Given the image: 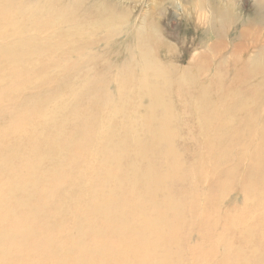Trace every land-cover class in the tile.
<instances>
[{
  "label": "bare ground",
  "instance_id": "obj_1",
  "mask_svg": "<svg viewBox=\"0 0 264 264\" xmlns=\"http://www.w3.org/2000/svg\"><path fill=\"white\" fill-rule=\"evenodd\" d=\"M7 1L9 3L15 0H0V27L4 29L0 31V36L10 38V41L0 45V54H2L4 61L18 64L24 63L28 59H34L37 60L36 63H39L38 60L41 59L44 49L49 46L60 47L59 42L62 41L61 34H63L66 40H69L71 54L75 55V58H70L69 62L64 65L65 70L69 71L67 78L71 82L84 81L85 83L80 85L82 91L74 88V92H79L74 93L73 97L71 96L65 102L57 105L54 100L48 98L45 94V91L50 88L42 86L41 89L36 88L33 82L32 85L35 87H24L22 91V109L18 118V120L20 119V128L15 132L20 139L23 127L24 133L28 136L31 135L33 141L31 143L32 149L28 150L25 147L22 149L21 153L25 151L22 158L32 157L38 159L37 164L40 165L57 163L59 170L54 171L47 178H45V175L43 176V183L46 184L47 182L49 184L47 190L42 193L44 197L40 196L44 200L43 203L39 200L37 205L30 207V198L27 197V199H19L17 201L18 205L28 208L36 214L44 208L43 206L49 204L58 210H66L70 214L73 210L72 204H81L86 197L85 213H91L85 216L84 219L79 214L76 217L77 221L73 224H79L80 228L76 231L73 229V231L76 232L77 237L79 236V243L72 247L60 251L59 246L62 241L55 236L47 235L43 241L39 238L43 243L46 241L49 246L55 244L57 247L56 250L53 248L55 252L53 250L52 253L54 254L48 252L46 257L53 258L63 252L72 253L74 250H78L77 255L80 256L75 259V263L68 261L66 263L84 264L85 256L90 254L106 256L112 252L111 249H117L109 247L108 241L104 240L105 236L119 238V236L128 233L136 235L137 238L126 241V245L116 251L120 257H127L126 259L132 257L134 264H153V254L156 253L154 257L161 258L163 264H184L186 260L184 255L187 252L186 250L189 249H185L183 244L182 221L188 218L192 220L194 217L197 219L203 217L204 224L207 221L209 222L204 225L205 227L200 226L205 234L215 235V230L211 227L212 221H215L217 225H214L216 227L221 226V232L230 229V235L221 238L222 241L219 239L220 243L226 248L223 251L224 256H222V259L217 261V255H214L217 251V242L215 244L212 241L211 244H213L204 251L208 256H204L200 260L207 259L213 262L212 260L215 257V259L217 258L215 264H242L243 261L250 262V260L253 263L248 264H264V155L257 159L253 156L250 158L248 154V152L250 153L249 149L256 151L255 155L264 152V42L255 46L253 54L246 60L238 51L232 50L228 54V51L224 48L227 43L236 45L244 38L257 40L262 37L264 34V0H255L254 12L249 14L248 17L239 16L227 4H217L214 0H195L194 7L191 10L194 9L196 13H199L198 19L201 20V9H204L211 14L213 20L210 27H205V29L201 27L204 32L198 33V38L203 41L205 37L210 35V37H215V41L211 44L210 41L207 49L201 51L185 68L176 66L175 62L166 63L158 56L161 50L170 49L171 40L165 37L164 34L162 35L152 11L146 12L140 17L141 22L133 25L128 23L133 16V14L131 16V10H128L130 7H124L120 2L112 4V0H16L18 6L21 7L15 11L18 12L17 15H13V10H9ZM162 4L160 2L158 6L163 8ZM191 14H193V11ZM193 16L190 15V17ZM53 28H56V30L53 31ZM120 34L127 41V45L123 46L122 44V47L120 45L125 51L124 58L121 57V54L115 55L119 60L122 58L120 64H111L110 58L101 59L100 52L104 51L102 48H113L115 43L122 42L114 40L109 43L111 37ZM260 41H264V39ZM81 47H84V51ZM97 48L98 51H91L92 49L97 50ZM67 50L69 49L67 48ZM65 52L68 51L65 50ZM217 55L221 56L220 60L215 59ZM51 58V62L46 59L41 62L42 65L35 66V68L42 69L37 73V77L42 74L45 77L47 72L52 68L55 69V67L60 70L58 65L63 64L62 62V64L59 63L63 58V54L60 52L54 53ZM52 62L54 67L50 65ZM109 70H114L115 74L110 77L107 76ZM22 72L24 73H22L23 76H30L27 71ZM91 72L95 74L98 72V74L92 76ZM11 74L10 77L15 79V74ZM61 75L62 73L57 75L60 78L59 80L67 79L63 75L60 77ZM5 77L6 75L3 76V78ZM194 79L205 82L199 93L193 95L195 97H182L183 93L181 92L179 98H177V95L176 98L175 96L172 99L165 98L163 92L172 89L177 94L178 90L188 87ZM136 90L139 92V101L128 111L125 105L126 101L136 98ZM29 93L36 94L28 95ZM64 93H68V90ZM185 94L187 95V93ZM190 94L192 93L190 92ZM192 101L193 105L196 106V111H198L195 115L198 116L195 118L196 123H199V126L209 125V129L206 127H203L206 130L200 129L199 133L202 135L203 144L199 143L204 148H208L205 155L209 154L213 160L211 163L209 162L208 166H204L206 156L201 153L198 154L197 162L201 164L198 165L199 169L201 168V174H204V172L205 175L211 174L205 179L210 182V191L216 193L214 197L217 198L213 199V203H211L214 208L206 202L207 205L198 209V212H196V207H199L197 206V199H190L188 202L180 200L183 199L181 196H179V199L178 197L172 199L174 196L171 197L172 193H170L171 189L173 192L176 184L186 183L188 180L183 167L184 155L178 154L175 145H177V139L180 135L186 132L188 125H185V122L189 123L187 120L192 118V111L189 112L188 108H185ZM229 102L236 103L237 111L241 115L239 120H237V112L227 106ZM25 104L28 105L27 108ZM130 105L131 103L128 104V106ZM49 106L51 110H46L45 108ZM78 106L83 107V109L81 111L77 110ZM231 106L234 107V105ZM259 109H261V113H259ZM157 111L161 112V115L158 116ZM81 120L89 121L92 126L86 129H78L77 123ZM193 129L195 128L193 127ZM190 132L189 130L188 134ZM232 135H236V137L232 138ZM186 136L184 138L181 135V142H189ZM25 139L27 138H22L23 142ZM234 139L239 141V144H234L235 146L238 145L237 147L234 146L237 151L238 148L243 150L249 145L244 155L245 159L250 158L249 165L247 167L243 165L242 169H235L237 177L235 171L228 174L227 172L232 165H235V168L239 167L240 162L237 167L236 163L230 167L226 163L231 161L228 159V154L230 155L232 152L230 149L233 142L230 144V140ZM27 144L30 143L27 142ZM11 146L6 154L18 152L24 145ZM160 147L165 148L169 158V160L167 159L169 165L167 169L155 165L154 152ZM56 153L57 155H55ZM194 155L193 157H196L197 154L194 152ZM161 157L163 156L161 155ZM242 159L241 155L240 160L242 161ZM146 160H149V165L145 172H142V176L139 172L140 177H138L136 166ZM171 160L174 162L173 167L169 164ZM4 161L1 159V169L4 168ZM219 161L225 162L224 166L227 165L226 169L223 170V174L222 169L219 167L220 164L218 165L219 169L216 165ZM12 163L14 162L12 161ZM125 166L129 169H126ZM35 169H39L37 165ZM63 169L71 171L70 174L75 173L77 175L76 179L66 181L65 175L60 172ZM30 172H32V169ZM36 172L33 171V173ZM217 174L224 176L219 179V176H216ZM30 175L28 173V177ZM37 175L39 174L37 173ZM238 176L241 177V181L237 180ZM38 179L40 178H33L31 182L27 183V188L30 186L35 187L40 182L37 181ZM16 180L17 183L14 180L12 181L18 184L19 189H26V187L20 185L19 179ZM237 182L239 183L236 185ZM13 183L11 186L15 187L16 184ZM227 187L228 194H236L234 193L236 191L238 198L233 201L237 206L236 212L234 213L235 210L232 212L233 221L226 225L231 215L218 202L228 196L226 193ZM57 188H60L61 191L64 190L66 193L65 202L67 203L54 198V190ZM124 191L129 194H126L127 196H132L134 199L120 198ZM36 195L38 198V194ZM63 196L60 197L63 198ZM158 196L161 197V201L158 200ZM60 197L57 195V198ZM150 205L154 207L155 212L158 214L156 218H152L148 214L147 208ZM225 208L227 209V207ZM203 210H206L204 216H202ZM7 211L9 212V206H7ZM19 213H22V216L26 215H23L21 211ZM56 213L61 212L56 211ZM136 214L145 216V224L138 225L132 221L133 216ZM170 214H174L175 217L171 215L172 219H169ZM40 216L42 217L41 214ZM59 218L56 219L55 224L59 222L57 226L62 224L60 221L63 219ZM99 218L104 221V224L107 223V227L115 224H118V226L108 231L104 226L97 223L96 220ZM7 221L3 217V222ZM46 221L49 224L51 220L46 219ZM54 221L52 220V224ZM48 224H44V227L47 228L52 225L51 223V225ZM66 225L68 224H62L59 229L64 230L63 228H66ZM39 227L43 226L39 224ZM69 227L67 231H69ZM30 228L32 227L30 226ZM76 228L78 227L76 226ZM167 228L170 231L166 233ZM192 228L188 229V232ZM236 230L243 233V236H233L237 232ZM53 231L52 229L47 232L51 233ZM69 234L72 236V233ZM244 235L246 236L244 237ZM97 236L101 237L102 241L96 247L88 246L84 242H94V238ZM65 239L68 241L67 238ZM65 239L64 241H66ZM166 242L168 244L172 243L166 247L164 246ZM47 243L44 244L47 245ZM196 247L194 246L193 252L196 251ZM195 253V256L198 253L201 254L198 251ZM139 254L143 257H140ZM42 256H45V254ZM66 257L69 258V261L73 259L69 256ZM51 261L53 260L51 259ZM87 264L94 263L88 262Z\"/></svg>",
  "mask_w": 264,
  "mask_h": 264
},
{
  "label": "rangeland",
  "instance_id": "obj_2",
  "mask_svg": "<svg viewBox=\"0 0 264 264\" xmlns=\"http://www.w3.org/2000/svg\"><path fill=\"white\" fill-rule=\"evenodd\" d=\"M194 1L195 0H119V1L118 0H115V1L112 0V2H113L112 4H114L116 2H120V3H122V6L127 7V8L130 7L128 10L129 11L131 10L130 11L131 16H132V14H133V16L131 17L132 20L129 21L128 23L133 24V25L140 23L141 22L140 17H142L146 12L152 11L153 17L155 18L157 25L159 26L160 30L162 31V35L164 34L165 37H167L168 39L171 40L169 45H170V49H172V50H170V49L161 50V53L159 52L158 56L161 57L160 59L166 63L175 62L176 66L185 68L189 65V62L191 60H193L199 53H201V51L206 50L207 47L213 41H215V37H213L212 35H211L212 37H210V35H208V37H205V40H203V41H201L198 38L199 34L204 32V30L201 28L204 26H202L200 18L198 19L199 13H196V10H194V9L191 10L194 7ZM214 1L217 4L222 3L221 5H223V4L230 5L232 10H234V12L241 17H248L249 14L254 12L255 4H256L255 0H214ZM160 2L163 3L162 4L163 8L162 7L160 8V6H158V3H160ZM6 3H7V7L9 8V10L10 11L13 10V15H17L18 12H15V11L19 10L20 6H18V3L16 2V0L14 2H9V3L7 1ZM192 11H193L194 16H193V14H191ZM190 15H192L193 17H190ZM197 26H198V28H197ZM204 29H205V27H204ZM3 30L4 29L0 27V31H3ZM52 30L54 31V30H56V28H53ZM95 36H97V35H95ZM61 38H62V41L59 42L60 47L56 48L53 46L52 47L49 46L47 49H44V51L42 52L43 55H42L41 59L38 60V61H40L39 63H36L37 60L35 61L34 59H28V60H25L24 63L21 62L18 64H16L15 62H13V63L5 62L3 57H2V54H0V185L2 186V187L0 186V193H1V196H0V264H6L7 262H8L7 264H11V263L12 264H41V263H43V261H44L43 264H51V263L52 264H63V263L71 264V263H66V262L68 261V262H74L75 263V259H78L80 256L79 254L77 255L78 250L77 251L74 250V252H72V253H64L63 252L62 254L64 257L62 256V254H60V255L58 254V255H55V257H53V258L52 257L47 258L46 255L48 254V252H49V254L52 253V251L54 250L53 248H55V250H56L57 247L55 244H50V246H49V243L44 241V243H47V245H46L42 241L45 240L44 238L47 235H52L53 237L55 236L58 240L62 241V244H60V246H59L60 251H63L64 249H66L68 247H72L76 243H79V241H78L79 236L78 237L76 236L77 234L75 231L79 230L80 225L78 224L79 225L78 226L75 224L78 227V228H76V226L73 223H76V221H77L76 217L78 216V214L82 215L83 219L85 218V216H88V214H91V213H85L86 197L84 199L85 202L83 201V203H81V204L80 203H73L72 204L73 210L69 209V210H71L70 214H68V212L66 210H58V209L52 207L53 205H49V204L47 206H43L44 208L35 214L34 212H32V210H30L28 208L21 207L17 203V201L19 199H27V197H29L30 202L33 203V204L30 203V207L32 205H37L39 200L42 201V203H43L44 200L41 199V197L43 198L44 195L42 193H43V191H46L47 188L49 187V184L47 182H46V184H45V182L43 183V181H44L43 176L45 175V178H47L48 175H50V174L52 175V173L54 171L59 170V166L57 163H46L47 165H45V164L40 165V164H37L38 159H33L32 157L31 158L30 157L22 158V154L25 153V151L23 153H21L22 149H24V147L28 150L32 149L31 143H33L32 136L26 135L24 133L25 130L23 129V127H22V132L20 133L21 134L20 139L15 132L17 129L20 128V119L18 120V118H19V114H20L21 109H22L21 98H22V91H23L24 87L27 88L29 86L31 88V87L36 86V88H40L42 86V87L50 88L49 90L45 91V94L47 95L48 98L54 100L55 104L57 105V104H60L62 102H65L67 99L71 98V96L73 97L74 93H78L79 91H82L81 90L82 87L80 85L85 84L84 81L71 82L67 78L69 71L65 70L64 65H66L69 62L70 58H75V55L71 54V51L69 48L70 44L68 42L69 40H66V38L64 37L63 34H61ZM111 38L112 39H109V43L113 42L114 40H118V41H122V42L115 43L113 48H107V49L102 48L104 51L100 52V57H101V59H105V60L107 58L108 59L110 58L109 61L111 62V64H116V63L120 64V60L122 58H124V52H125L124 49H122L121 47H122V44H123V46L125 44L127 45V41L124 38V36L121 34L120 35H114V37H111ZM262 39H264V34L262 35L261 38H259L257 40H251L249 38H244L243 40L239 41V43L236 45H230L227 43V45H225L224 48H225V50L228 51V54H230L232 50L238 51L240 53V55L243 58H245V60H246L249 58V56H251L253 54V50L255 49V46L264 42V41H260ZM8 41H10V38H8L6 36H3V37L0 36V45H3L4 43H6ZM209 42H210V44H209ZM120 45H121V47H120ZM67 48L69 50H67ZM81 48H83V51H84V47H81ZM65 50L68 52H65ZM99 50H101V49H99ZM91 51L96 52V51H98V48H97V50L92 49ZM59 52L63 54V58L59 61L60 64H62V63L63 64L58 65L59 66L58 68L60 70H58L57 67H55V69L52 68L51 70H49V72H47V75L45 76L47 79L43 76V74L41 76L37 77V75H38L37 73H39L42 69L39 67L35 68V66L42 65L41 62H44L46 59H49V61L51 62V60H52L51 56H53L54 53L56 54ZM207 52H208V50H207ZM109 53H110V55H109ZM166 53H168V54H166ZM116 54H118V55L121 54L122 58L119 60L118 57L115 56ZM169 54L171 57L169 56ZM162 56H164V57L162 58ZM97 57L100 58L99 56H97ZM115 57L117 58L116 60H115ZM215 59L220 60L221 56L217 55L215 57ZM25 64H27L28 67L25 66ZM50 65L54 67L53 62ZM22 71H24V72L27 71L30 76H28V77L23 76L24 73ZM1 72H2V74H1ZM19 72L22 76L19 74ZM11 73L15 74V79H14V77H10L12 75ZM58 73L59 74L62 73V75L64 77H66L67 79L66 80H62V79L59 80L60 78L57 76ZM64 73H67V74H64ZM91 74H92V76H97L96 74H98V72L96 74L94 72H91ZM113 74H115V71L109 70L107 76L110 77ZM5 75H6V77L3 78V76H5ZM62 75L60 77H62ZM51 78H54V79L52 80ZM55 79H56V81H55ZM5 80H7V81H5ZM261 80H262V78L260 79V81ZM33 82H34L35 86L32 85ZM197 82L198 83L200 82L201 84L200 83L198 84ZM204 83L205 82H201L200 79L192 80L188 87L183 88L185 93H187V95L184 93L183 89L178 90L176 87H175L176 90H178L177 94L172 89L169 91L167 90V91L163 92V94H164L165 98L172 99V97H174V96L176 98V95H177V98H179V96L181 97V92H182L183 93L182 97L187 96L189 98V97L193 96L194 94L197 95L199 93V91L201 90V88L204 86ZM50 85H51V87H50ZM60 88L63 90L61 91ZM74 88L80 89V90L77 92H74ZM64 90L66 92L68 90V93H64L65 92ZM190 92L192 94H190ZM173 93H174V95H173ZM33 94H36V93H29L28 95H33ZM138 94H139V92H138V90H136V98H133V100H131V101L130 100L126 101L125 105H126L128 111L136 102L139 101ZM168 94L170 96H166ZM193 97H195V96H193ZM170 101H172V100H170ZM129 103H131L130 106H128ZM235 104L236 103L229 102V103H227V106L230 109H234V111L237 112V114H238L237 120H239L241 118V115L238 113L237 108H236L237 105L235 106ZM231 105H234V107ZM25 106H26V108L28 107L27 104H25ZM79 106H81V105H79ZM79 106H78L77 110L81 111L83 109V107H79ZM186 107L188 108L189 112L192 111V118L193 119L190 118V120H187V122H189V123L185 122V125H188V127H190V129H188V127L186 126L187 127L186 132L182 133L181 135L184 138L187 135L188 137L186 136V138H188L189 142L188 143L181 142V140H180L181 135H180V137L177 139V145H175V148L177 147L176 149H178L177 150L178 154H180L181 156L184 155L183 167L185 169V175H187L186 177H188V180L186 181V183L176 184L173 188V192L171 189L170 193H172L171 197L174 196L172 199H176L177 197L179 199L180 198L179 196H181L183 198L180 200H182V201L184 200L187 202L190 201V199L191 200L197 199V206L200 207V208L196 207V209H197L196 212H198V209H201L202 207H204V205H207V203L211 207L214 208V206H212L211 203H213V199H217L214 197V194H216V193H212L210 191V182H207V179H205L208 175H211V174L208 173L207 175H205V172L203 170L202 171L204 172V174L203 173L201 174V171H200L201 168L199 169V166H198L201 164L197 162V157L199 156L198 154L204 153V155H205L207 150H208V148L206 149L202 145L203 139H201L202 135L199 133V131L201 128L204 129L205 127L207 129H209V125L207 124L208 126H206V124H204V125L199 126L200 124L196 123L195 118H197L198 116H195V115L198 113V111H196V106L193 105V101L191 104L186 105L185 108ZM45 109L51 110V107L49 106L48 108H45ZM190 109H192V110H190ZM259 113H261V109H259ZM193 114H194V116H193ZM157 115L158 116L161 115V112L159 113L157 111ZM182 117H181V119L184 118V117L183 118ZM24 122H25V118H24ZM77 126H78L77 127L78 129H86V128L91 127L92 123H90L87 120H81L79 123H77ZM193 127L195 129H193ZM196 127H197V129H196ZM189 130L191 132L193 131L192 133L191 132L189 133L190 136L188 134ZM204 130H206V129H204ZM234 137H236V135H232V138H234ZM22 138H27V139H25V141L23 142ZM197 139H198V142H197ZM27 142L30 144H27ZM199 142L202 144H200ZM232 142H233V144H232ZM198 143H199V145H198ZM237 143L239 144L238 140H235V139L232 141L230 140V144H232V148L230 149V151L232 150V152L230 155L228 154V159H230L231 161H228L229 163L228 162H226V163H227V165L229 164V167L235 163L237 164L236 165V167H237L239 162H240L239 164L240 165L242 164V165L241 166L239 165V167H237V168H235V165L234 166L232 165V167H230L231 170H229L230 168H228L227 174L229 172H233V171H235V173H236L235 169H242L243 165H245V167H247L249 165L248 164L249 159L252 156L254 158L256 157L257 159H259L262 155H264V152L255 155V153H257V152L249 149L248 151H250V153L248 152V154L250 155L249 156L250 158L248 157L247 159H245L246 157L244 158V155L246 154V150H247V147L249 145L245 144L246 146L248 145L245 149L241 150V148H238V151H237L235 147H237L238 145L237 146L234 145ZM11 145L12 146L24 145V146H22L21 150L18 152H14V153L11 152L9 154H6L8 151V148ZM194 146H196V147H194ZM192 147H193V150H192ZM198 147L200 148V150ZM233 147H234V149H233ZM203 150H204V152H203ZM230 151H228V152L230 153ZM192 152H193V154H191ZM194 152H195V154H197L196 157H193ZM163 153H165V154H163ZM55 155H57V153ZM161 155L163 157H161ZM241 155L243 157L242 161L240 160ZM154 156H155V165L157 167H161L162 169L168 168L167 166H169L168 165L169 158L167 157V153H166L165 148H163V147L158 148L154 152ZM195 158H196V160H195ZM209 158H210V160H209ZM232 158H233V161H232ZM1 159L5 160L3 163V164H5L3 169H1V166H2ZM212 160L213 159L208 154L206 156L205 163H203L204 166L205 165L208 166V164H210ZM12 161L14 163H12ZM195 161H196V163H195ZM148 162H149V160H146V161H143V162L137 164L136 171H137L138 177L142 176V172H145V170L147 169V167L149 165ZM231 162H233V163H231ZM22 163H24V164H22ZM165 163H166V166H165ZM224 163L225 162L219 161L216 164L218 169H219V167H220V169H222V174H223L224 168L226 169V166H227V165L224 166L223 165ZM169 164L171 167H173L174 162L171 160L169 162ZM20 165H21V167H20ZM25 165H26V167H25ZM36 165H37V168H39V169L34 170ZM218 165H219V167H218ZM44 166H46V167H44ZM43 167L45 170L42 169ZM30 168L32 169V172H30L31 171ZM126 169H129V167H126ZM15 170H17V171H15ZM24 170H25V172H24ZM36 170H38V171L36 172ZM50 170H52V171L50 172ZM33 171L36 173H33ZM65 171H66V173H65ZM60 172L63 175H65L64 177H66L65 179L68 182H69V179H76L77 175H75V173H73L74 175L70 174L69 172H71V171H69L67 169L60 170ZM139 172H140V176H139ZM25 173H26V175L24 176ZM28 173H29V175L31 174L30 175V176H32L31 179H30V176L28 177ZM37 173L39 175H37ZM191 176H192V178H191ZM216 176L217 177L219 176V179H220V177H223L224 175L217 174ZM26 177H27V179H25ZM193 177H195V179H193ZM236 177H237V173H236ZM28 178L30 179V181ZM33 178H40L37 180L40 182H38V184L35 187L30 186L29 188H27L28 187L27 183L31 182L33 180ZM16 179H19L20 185L22 187H26V189L25 188L19 189L18 184H16L17 183ZM12 180H14V182H16V183H13ZM237 180L241 181V177L238 176ZM12 183L16 184V186L12 187L11 186ZM238 183L239 182H237L236 185ZM37 187H38V189H37ZM97 188H99V187H97ZM9 190H11V191H9ZM38 190H39V192H38ZM143 190L145 193L144 188H143ZM56 191L57 192L59 191V192L57 193ZM226 193L228 194V187H227ZM234 193H236V194H228L227 197L222 198L223 200L221 202H218L223 206V209L226 211L228 210L227 213H229L231 215L230 218L228 219V222L226 223V225L233 221L234 217H232L233 216L232 212L235 210L234 211V213H235L237 210L236 203H234L233 201H235L238 198V195H237L236 191ZM32 194H33V196H32ZM36 194H38V198H37ZM59 194L61 197L64 195L63 198H61L59 196ZM126 194L127 193L125 191L122 192V196L120 198H122V199L127 198L130 200L134 199L132 196H130V197L127 196L129 194H127V195ZM57 195L60 198H57ZM65 195H66V193L64 192V190L61 191L60 188H57L54 190V198L56 200L61 199L63 203H67V202H65L66 201ZM191 196H193V198H191ZM194 196H196V197H194ZM158 198H159L158 200H160V201L162 200V199H160L161 198L160 196H158ZM256 199H258V198H256ZM61 200H60V202H61ZM71 200H73V199H71ZM56 202H58V201H56ZM225 202H227V203L224 204ZM11 203H12V205H11ZM200 203H201V205H200ZM7 206H9V212L7 211ZM225 207H227V209ZM19 210L21 212H23V215H25V214L26 215L22 216L21 215L22 213H19L20 212ZM55 210L59 211L61 213L57 214ZM229 210H230V212H229ZM147 211H148V214L150 216H152V218H156L158 216V214L154 210V207L151 205L148 206ZM64 212H65V214H63ZM205 213H206V210H203L202 216H204ZM40 214L42 215V217L40 216ZM208 214H209V211H208ZM63 215H64V217H62ZM171 215H172V217H175L174 214H170L169 219H172ZM3 217H5L8 221L3 222ZM38 217H39V220H38ZM56 217H58V218L60 217L61 219H63L62 221H60L63 225L68 224L65 226L66 228H63L64 230L59 229L62 226V224H60L59 226H57L59 222H57V224H55L56 219L58 220V218H56ZM22 218H23V221H22ZM43 218L45 219V221H43L44 220ZM51 218H53V219H51ZM144 218H145L144 215L136 214L133 216V220L132 219L131 220L134 221L138 225H143ZM198 218L199 219L194 217V218H192V220H189V218H188V219L182 221V227L184 230L183 235H182L183 244L185 246V249H189L192 251L191 252L189 250H186L187 252L184 255L186 260L184 259L185 260L184 264H215V261L217 260V258H218L217 261H219L220 259H222V256H224L223 251L226 250V248L220 242L222 241L221 238H224L226 236L228 237L230 235L229 234L230 229L224 230L221 232V230H222L221 226L216 227L215 226V225H217L216 222L212 221L211 227L214 228L213 230H215L214 231L215 235H213V236L207 235V234H205V232H203V229H201L200 226L205 227L204 225H207L209 222L205 221L206 223L204 224V222L202 220L203 217H198ZM25 219H26V222H25ZM46 219L48 221H50L51 224H52V220L53 221L55 220V221L51 225L50 223L49 224L47 223ZM99 220H101V218L96 220L97 223H99L101 226H104L105 229H107L108 231H111L112 229H115L118 226V224H115V225H112L111 227H107L106 222L104 224L103 220H101V221H99ZM102 222H103V225H102ZM39 224L42 225L43 227L40 228ZM44 224L45 225L48 224L51 226L47 225L48 227L46 228V226L44 227ZM30 226L32 228H30ZM68 227H69V231H67ZM38 228H39V230H38ZM51 228L54 230L53 232H51L52 234L49 233L52 230ZM190 228H192V229L190 230V232H188V229H190ZM73 229L75 231H73ZM47 231H49V232H47ZM65 231H66V233H65ZM169 231H170L169 228H167L165 230L166 233ZM236 231H235L236 233H234L233 236H240V235L243 236V233H241L239 230H236ZM34 232H35V234H34ZM191 232H193V233H191ZM69 233H72V236L74 237L75 240L73 239V237ZM23 234H24V236L21 237V235H23ZM65 235L66 236L68 235V237H66ZM245 236L246 235H244V237ZM115 237L109 238L108 236H105L104 240L108 241L109 247H114L117 249H111L112 252L106 256H103V255H101V256L96 255L95 256L92 254L85 256L86 258L87 257L88 258L86 260V258L84 257V260H85L84 264H87L88 262H93L94 264H96L97 261H98L97 264H134L132 262V257L130 259H126L127 257H120L116 251H118V249L123 248L126 245V241L136 239L137 236L127 233V234H124L122 236H119V238H115ZM65 238H67L68 241ZM24 239H25V241H24ZM64 239L66 241H64ZM94 239H95L94 242H91V241L90 242L84 241V242L88 246L96 247L102 241V238L99 236L95 237ZM219 239L221 241H219ZM69 240H71V241H69ZM84 240H85V238H84ZM195 241L198 243H196ZM212 241H214L215 244L217 242V246H216L217 251L214 254V255H217V258L215 259V257H214L213 258L214 260H212L213 262H210L207 259H205V260L203 259V261L200 260L204 256H208L205 254L206 252H204V251L207 247H209L210 245L213 244V243L211 244ZM171 243L172 242H170V244H168L166 242V244L164 243V246L167 247L168 245H171ZM188 243H189V246H188ZM254 245H256V244H254ZM51 246H52V248H51ZM194 246H197L198 248L196 247V249H195L196 251L193 252ZM147 247H148V245H147ZM192 247H193V249H192ZM55 250H54V252H55ZM197 251L200 252L201 254L198 253V255L195 256L194 253L195 252L197 253ZM3 252L5 253V255ZM38 252H39V254H38ZM43 254H45V256H42ZM52 254H54V253H52ZM67 254H69V255H67ZM155 254H153V255L155 256ZM140 255L141 254H139V256ZM199 255H201V256H199ZM56 256H58V257H56ZM65 256H69V257H71V259L73 258L72 261L71 260L69 261V258L68 257L65 258ZM154 256H153V259L151 258L153 260L152 261L153 264H163L161 258L154 257ZM38 257H39V259H38ZM140 257H143V255H141ZM235 257H238V256H235ZM190 258H191V261L193 260V258H194V260L191 262ZM51 259L53 261H51ZM233 259H235V258L233 257ZM251 259H253V258H251ZM47 260H48V262L49 261L50 262L48 263ZM250 262L253 263L252 260H250ZM250 262L249 261L248 262L243 261L242 264H248ZM164 264H171V263H164Z\"/></svg>",
  "mask_w": 264,
  "mask_h": 264
},
{
  "label": "clouds",
  "instance_id": "obj_3",
  "mask_svg": "<svg viewBox=\"0 0 264 264\" xmlns=\"http://www.w3.org/2000/svg\"><path fill=\"white\" fill-rule=\"evenodd\" d=\"M213 23L211 14L208 13L206 10L201 9V24L204 27H210L211 24Z\"/></svg>",
  "mask_w": 264,
  "mask_h": 264
}]
</instances>
